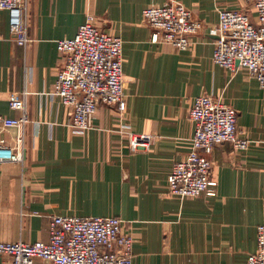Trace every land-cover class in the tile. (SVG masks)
<instances>
[{
  "label": "crops",
  "instance_id": "1",
  "mask_svg": "<svg viewBox=\"0 0 264 264\" xmlns=\"http://www.w3.org/2000/svg\"><path fill=\"white\" fill-rule=\"evenodd\" d=\"M168 0H28V35L19 46L8 11H0V113L12 93H24L30 123L24 162L0 163V242L49 238L53 216L117 217L133 234L134 264H248L264 224V88L244 68L230 74L212 60L220 10L247 12L251 0H173L203 22L188 51L152 42L143 21L148 7ZM123 40L125 110L102 105L86 135L67 126L69 110L51 93L64 58L58 41L74 38L87 17ZM223 99L238 112V133L251 144L225 143L212 161L217 195H168L173 165L185 159L195 126L189 117L200 95ZM123 124L150 137L132 152ZM15 130L0 131L12 145ZM0 254V264H11ZM33 264H51L41 258Z\"/></svg>",
  "mask_w": 264,
  "mask_h": 264
},
{
  "label": "built area",
  "instance_id": "2",
  "mask_svg": "<svg viewBox=\"0 0 264 264\" xmlns=\"http://www.w3.org/2000/svg\"><path fill=\"white\" fill-rule=\"evenodd\" d=\"M257 23L247 12L220 10L214 42L213 63L230 74L248 69L260 88H264V0H251ZM28 0H0V11L11 17V33L19 46L33 40L28 35ZM143 21L154 32L152 42L169 44L179 51L191 48V37L203 22L195 19L183 4L168 0L162 6L148 7ZM64 58L53 98L69 110L67 126L78 135H86L102 105L125 110L123 40L103 31L96 17L89 15L77 35L61 39L57 45ZM11 110L21 116L10 118L0 113V131L15 130L12 145L0 141V163L24 162V129L30 118L26 112L24 93H12ZM195 126L192 146L187 157L176 162L168 176V195L180 199L217 195L211 154L215 147L230 143L239 152L249 149L251 142L238 133V112L223 99L204 94L195 99L190 109ZM129 149H147L150 137L134 133L123 124ZM135 239L124 231V221L117 217L53 216L46 241L1 243L0 254L9 255L11 264H33L41 258L51 264H134ZM248 264H264V224L257 227V252L248 257Z\"/></svg>",
  "mask_w": 264,
  "mask_h": 264
}]
</instances>
